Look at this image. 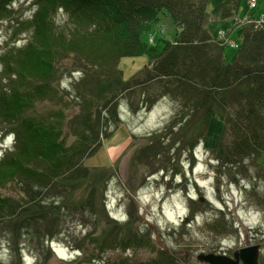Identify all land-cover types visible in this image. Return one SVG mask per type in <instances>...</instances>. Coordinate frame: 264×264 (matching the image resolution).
I'll list each match as a JSON object with an SVG mask.
<instances>
[{"label": "trees", "instance_id": "obj_1", "mask_svg": "<svg viewBox=\"0 0 264 264\" xmlns=\"http://www.w3.org/2000/svg\"><path fill=\"white\" fill-rule=\"evenodd\" d=\"M31 1L28 9L35 8V12L18 24L31 31L30 40L19 47L8 42L7 49L0 50L4 52L0 55L2 72L9 80L0 88V124L7 125L17 141L15 152L0 161V242L7 238L5 233H11V246L20 248L24 236L42 246L56 235L54 228L61 225L70 206L77 208L84 202L83 210L88 207L94 216V227L80 246L84 259L91 264H136L128 257L108 262L90 250L93 246L103 253L107 245L125 251L154 245L148 231L123 234L127 224L111 228L119 222L106 212L98 216L92 210V199H87L85 184L91 176L97 179L89 186L94 194L102 192L105 181L104 171L95 169L92 175L84 163L106 137L107 113H112L114 120L118 118L119 100L126 98L124 94L133 89L134 82L143 85V106L151 108L163 98L179 103L180 110L165 128L168 133L163 138L162 131L154 134L159 136L142 149L141 164L157 168L150 174L164 169L155 160L163 149H176V161L184 152H195L209 124L211 128L217 118L225 131L215 153L227 165L234 166L245 155L264 161V16L254 14L238 22L240 44L222 36L227 30L222 28L218 33L219 28L212 23L237 18L243 0ZM14 2L0 0V26ZM247 5L250 8L249 0ZM164 10L170 12L179 31L174 41H165L163 50L154 54L143 36L152 32ZM59 11L68 15L65 25L56 23ZM227 39L235 44L230 45ZM228 46L239 49L232 60L226 56ZM68 56L82 63L78 69L84 73L77 83L76 103H82V108L70 120V104L60 105L55 82L62 72L61 59ZM143 56H148L150 63L125 80L122 60ZM38 103H44L41 111L34 109ZM132 109L136 112L139 106L132 104ZM68 127L76 138L72 144L64 137ZM149 150L154 154H148ZM8 186L20 187V191L6 194L3 190ZM109 237L108 244L105 240ZM42 255L43 250L40 259ZM19 260L18 254L14 264H20ZM138 264L182 263L174 255L163 253L156 260ZM260 264H264V255Z\"/></svg>", "mask_w": 264, "mask_h": 264}, {"label": "rangeland", "instance_id": "obj_2", "mask_svg": "<svg viewBox=\"0 0 264 264\" xmlns=\"http://www.w3.org/2000/svg\"><path fill=\"white\" fill-rule=\"evenodd\" d=\"M219 1L213 0L212 3ZM257 1L259 3L255 10H250L248 0H243L237 18L212 24L219 28L218 33L225 28V34L241 44L242 38L236 29L238 22L243 23L247 16L254 14L257 18L264 16V0ZM29 7V0H15L8 18L0 26V50L5 51L8 42L21 40L19 46L28 43L31 31L24 28L23 24L20 27L18 24L35 12V8L30 11ZM213 7L211 5L210 10ZM67 19L68 15L63 11L55 15L57 25H65ZM178 31L170 12L164 10L152 32L144 33L143 39L149 43V39L154 37V43H149V48L152 53L159 54L165 41H174ZM238 50L228 46L226 56L232 60ZM149 59L148 56L124 58L120 64L124 79H131L150 63ZM76 61L72 56L61 59L59 68L62 72L55 77L60 91V105L70 104L71 107L68 110V120L82 108V103L76 102L79 94L77 83L84 77V73L78 68L83 65ZM2 66L0 62V88H5L9 80L2 72ZM132 87L130 92L124 94L126 98L119 100L118 118L114 120L110 116L112 113H107V120L104 118L107 138L102 137L96 154L84 163L92 175L95 169L106 174L105 181L101 184L102 192L94 194V189L89 190V186H94L97 180L93 176L86 182L85 188L88 190L87 199H92L95 205L92 210L95 209V213L102 217L106 212L109 218L119 222L116 226H110L111 228L127 224L123 234L129 231H148L154 245L152 248H131L126 251L107 245L103 253H99L93 246L90 250L108 262L128 257L138 264L156 260L163 253H170L179 258L182 264H204L198 259L203 253L232 257L241 248L259 244L260 264L264 255V158L259 162L256 158L245 155L234 166L227 165V161H223L215 153L225 131L222 120L217 118L211 128L209 124L207 134L195 152H184L176 161V149H163L162 156L155 160L165 170L159 169L150 174L157 168L153 169L152 164L148 167L141 164L144 154L142 149L159 136L154 134L162 131L163 138L168 133L165 128L180 110L179 103L163 98L148 108L141 103L144 99L140 91L143 85L139 86L134 82ZM85 94L88 95V92ZM132 104L139 106L136 112L133 111ZM43 105L44 103H38L34 109L41 111ZM0 132V143L10 135L6 144L9 148L0 145V160H3L6 154L15 152L17 141L16 135L7 125L0 124ZM64 137L68 144L76 140L69 127ZM148 154L152 155L154 151L149 150ZM17 189L20 191V187L8 186L3 192L15 195ZM84 205V202H80L77 208L70 206L71 210L61 219V225L54 228L57 230L56 235L46 239L42 246L33 244L28 236H24L20 241V248H16L9 241L12 234L5 233L3 236L7 238L0 242V263L14 264L19 254L20 264H91L90 260L84 259L80 250V246L87 242V234L94 227L92 211L88 207L83 210ZM187 219L190 224L182 227ZM216 220H220V224L214 226ZM130 224L132 227H128ZM110 240L111 237L105 242L109 244Z\"/></svg>", "mask_w": 264, "mask_h": 264}, {"label": "water", "instance_id": "obj_3", "mask_svg": "<svg viewBox=\"0 0 264 264\" xmlns=\"http://www.w3.org/2000/svg\"><path fill=\"white\" fill-rule=\"evenodd\" d=\"M260 253L261 246L257 244L235 251L232 257L225 254L203 253L198 259L204 264H259Z\"/></svg>", "mask_w": 264, "mask_h": 264}, {"label": "built area", "instance_id": "obj_4", "mask_svg": "<svg viewBox=\"0 0 264 264\" xmlns=\"http://www.w3.org/2000/svg\"><path fill=\"white\" fill-rule=\"evenodd\" d=\"M258 4V1L257 0H249V5H250V8H255ZM221 35L222 36H225V32H221ZM151 42H153V38H151ZM227 43H229L230 45H234V41L231 40V39H227Z\"/></svg>", "mask_w": 264, "mask_h": 264}, {"label": "clouds", "instance_id": "obj_5", "mask_svg": "<svg viewBox=\"0 0 264 264\" xmlns=\"http://www.w3.org/2000/svg\"><path fill=\"white\" fill-rule=\"evenodd\" d=\"M258 3H259V2H258ZM150 39H151V38H150ZM150 39H149V43H150V44H153V43H154V41H153V42H151V41H150Z\"/></svg>", "mask_w": 264, "mask_h": 264}]
</instances>
